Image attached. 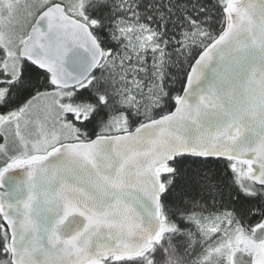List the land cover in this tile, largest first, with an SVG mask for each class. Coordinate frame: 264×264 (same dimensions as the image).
Masks as SVG:
<instances>
[{
    "label": "snow or ice",
    "instance_id": "6c2138e0",
    "mask_svg": "<svg viewBox=\"0 0 264 264\" xmlns=\"http://www.w3.org/2000/svg\"><path fill=\"white\" fill-rule=\"evenodd\" d=\"M0 264H264V0H0Z\"/></svg>",
    "mask_w": 264,
    "mask_h": 264
}]
</instances>
